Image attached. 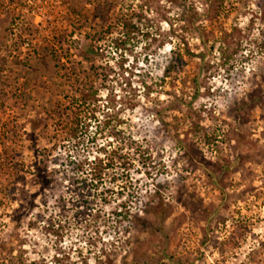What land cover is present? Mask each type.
I'll return each mask as SVG.
<instances>
[{
	"label": "rangeland",
	"instance_id": "obj_1",
	"mask_svg": "<svg viewBox=\"0 0 264 264\" xmlns=\"http://www.w3.org/2000/svg\"><path fill=\"white\" fill-rule=\"evenodd\" d=\"M0 264H264V0H0Z\"/></svg>",
	"mask_w": 264,
	"mask_h": 264
},
{
	"label": "trees",
	"instance_id": "obj_2",
	"mask_svg": "<svg viewBox=\"0 0 264 264\" xmlns=\"http://www.w3.org/2000/svg\"><path fill=\"white\" fill-rule=\"evenodd\" d=\"M184 2H185V0H184ZM78 3L75 1V3H72V5H71V7H70V10H71V12H74L75 14H77V13H79L80 11H79V9H78ZM110 7H108V9H109ZM103 13H105V11L102 9V8H99L98 10H97V14H103ZM124 17V18H123ZM121 19H117L118 21H119V24L125 29V30H128V35L131 33H133L132 31H133V25H131V18H132V13H130V15L129 16H123ZM102 18V17H101ZM103 19V18H102ZM90 52V51H89ZM113 133H112V136L113 137H116V138H118L119 137V135H120V133L119 132H115V131H112ZM110 166V164L108 165V167ZM103 169H102V167H93V168H91L90 169V172H94L95 174H97L96 176H99L100 175V172L102 171ZM121 194V193H120ZM142 206H143V208L144 209H142L141 210V208H142ZM121 209H125L126 208V204H122L121 205V207H120ZM141 210V212H143V213H149V214H154V212H156L155 210H156V208L151 204V202H149V203H146V204H143L142 203V205L140 206V209H138L137 210V212L136 213H134V214H132L133 215V220L131 221V223L133 224V225H136V224H141L142 226H146L145 225V223L143 222L144 220H143V218L141 217V216H139L138 215V211H140ZM118 214V216H121L122 215V213H121V211H119V213H117ZM124 215H126L125 213H124ZM160 215H161V213H160ZM157 216V215H156Z\"/></svg>",
	"mask_w": 264,
	"mask_h": 264
}]
</instances>
